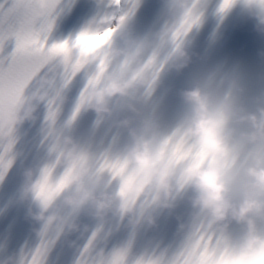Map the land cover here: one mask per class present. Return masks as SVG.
<instances>
[{
	"label": "clouds",
	"instance_id": "obj_1",
	"mask_svg": "<svg viewBox=\"0 0 264 264\" xmlns=\"http://www.w3.org/2000/svg\"><path fill=\"white\" fill-rule=\"evenodd\" d=\"M92 2L103 7L106 0ZM162 3L167 18L160 30L150 40H132L124 48L111 51L110 57L119 64V70L103 73L96 86L79 92L74 104L77 114L91 112L97 121H103L120 108L139 116L137 109L126 102L138 90L150 93L156 86L160 70L152 61L161 48H170L168 70L179 73L188 66L190 56L182 42L201 21L203 0ZM35 5L39 19V12L48 8L49 0H35ZM236 8L253 20L255 31L264 36V0H219L217 14ZM92 28L124 33L126 23L97 21ZM98 43L85 39L83 46L93 49ZM80 47L79 40L73 42L74 55L80 54ZM85 55L93 64L101 59L91 51ZM242 91L233 81L227 82L222 96L199 86L181 91L179 99L186 110L167 135L161 134L148 118H141L136 127L132 119L119 121L116 127L126 132L128 142L116 156H106L110 163L118 165L115 176L99 173L100 157L89 155L70 136L46 125L44 139L53 157L51 162L67 173L68 190L54 202L42 200L37 182L47 165L35 177L32 170H24L19 202L28 205L27 217L41 228L63 225L68 233L80 230L67 214L74 210H83L98 222L111 215L126 220L131 228L142 218L148 227H154L150 215H139L137 200L151 196L160 208L170 209L176 194L190 191L193 223L184 239L190 228L202 224L223 238L216 250L218 264H264V235L257 230L258 223L264 224V107L248 111L238 100ZM50 101L45 93L30 95L12 112L0 116L3 154L9 152L13 130L26 122L34 123L38 106ZM176 145H180L178 151ZM232 224L243 229L236 241L228 238ZM180 230L185 231L184 225ZM36 235L41 236V229ZM193 246L199 247L200 241L193 239ZM7 264H17V260L9 258Z\"/></svg>",
	"mask_w": 264,
	"mask_h": 264
},
{
	"label": "snow or ice",
	"instance_id": "obj_2",
	"mask_svg": "<svg viewBox=\"0 0 264 264\" xmlns=\"http://www.w3.org/2000/svg\"><path fill=\"white\" fill-rule=\"evenodd\" d=\"M75 0H49L48 8L39 12L35 0H0V116L12 112L26 97L25 93L33 89L31 95L47 94L51 101L46 107L45 123L54 127L62 93L74 80L81 79L83 88L93 87L99 83L105 72L116 73L119 64L115 63L110 53L113 36L119 30L111 28L101 32L93 30L92 24L97 21L110 24L117 20L126 23L137 7V0H106L103 14L94 18L90 24L82 29L74 38L62 42L49 39L56 18L69 11ZM85 39L99 41L93 49L83 46ZM81 42L80 54L74 55L72 45L74 41ZM9 44L12 45L8 52ZM93 52L101 57L95 64L86 58V52ZM7 53V54H4ZM158 54L153 63L158 70L163 67L158 62ZM77 112L73 110L72 119ZM71 122V121H69ZM12 143L9 146V151ZM180 145H176L178 151ZM9 153V152H8ZM8 154L0 152V179L11 166ZM98 171L101 174L115 176L118 165L110 163L106 156L100 157ZM64 173L56 162H50L39 175L38 190L42 200L56 201L65 192ZM154 203L151 196L138 199L137 207L142 217L145 210ZM81 210L67 213L72 220ZM122 219V218H121ZM103 223L100 222L91 233L82 234L83 244L77 248L75 264H218L216 250L221 247L223 238L207 230L202 224L190 228L183 244L170 256L141 255L132 257L128 245L114 248L105 252L101 244L106 236H102ZM67 231L63 225L51 227L44 225L36 246L29 250H21L14 258L17 264H46L47 257L53 246ZM193 239L200 241L199 247L193 246ZM7 264V260L4 261Z\"/></svg>",
	"mask_w": 264,
	"mask_h": 264
}]
</instances>
